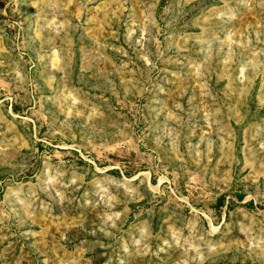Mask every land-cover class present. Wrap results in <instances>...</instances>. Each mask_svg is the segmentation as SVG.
Wrapping results in <instances>:
<instances>
[{"label":"rangeland","instance_id":"1","mask_svg":"<svg viewBox=\"0 0 264 264\" xmlns=\"http://www.w3.org/2000/svg\"><path fill=\"white\" fill-rule=\"evenodd\" d=\"M0 264H264V0H0Z\"/></svg>","mask_w":264,"mask_h":264},{"label":"trees","instance_id":"2","mask_svg":"<svg viewBox=\"0 0 264 264\" xmlns=\"http://www.w3.org/2000/svg\"><path fill=\"white\" fill-rule=\"evenodd\" d=\"M218 201H219V203H221L220 205H222V202H223L222 198H219Z\"/></svg>","mask_w":264,"mask_h":264},{"label":"bare ground","instance_id":"3","mask_svg":"<svg viewBox=\"0 0 264 264\" xmlns=\"http://www.w3.org/2000/svg\"><path fill=\"white\" fill-rule=\"evenodd\" d=\"M215 228V227H214Z\"/></svg>","mask_w":264,"mask_h":264}]
</instances>
